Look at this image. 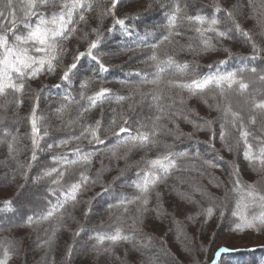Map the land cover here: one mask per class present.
Masks as SVG:
<instances>
[{
  "label": "snow or ice",
  "instance_id": "6c2138e0",
  "mask_svg": "<svg viewBox=\"0 0 264 264\" xmlns=\"http://www.w3.org/2000/svg\"><path fill=\"white\" fill-rule=\"evenodd\" d=\"M0 5V144H6L9 157L16 162L11 179L15 180L18 173L25 181L14 198L0 201V213L19 212L28 226L55 221L44 242L50 246L56 232L64 227L65 217L74 219L69 209L87 205L82 214L89 218L94 201L111 197L105 199L110 221L107 230L91 229L88 238L94 241L91 249L97 255L130 245L123 258L116 257L121 264H129L130 252L140 253L139 264H156V257L143 251L155 239L144 227L153 214L157 219L169 215L163 206L164 190L196 205L200 204L194 198L197 194L207 199L208 206L197 213L205 217V223L219 209L221 220L226 211L236 218L232 230H264V179L244 182L236 160L229 162L221 155L227 152L242 156L254 173L264 174V92L252 88L253 80L264 83V46L256 40L257 36L264 38V0L258 4L257 0H236L230 7H225L222 0H213L209 12L205 11L207 5L190 11L195 7L192 0H146L140 8H132L126 0H0ZM125 8L128 11L120 15ZM155 8L160 9L162 22L145 28L141 34L137 30L142 23L138 21ZM245 8L250 9L249 17L257 20L259 31L244 29L240 24ZM108 18L112 22L107 33L135 36L137 49L143 53L140 62L146 68L132 69L125 73L128 79L119 81L136 85L129 95L105 86L111 71L106 58L114 55L105 50L107 37L101 31L102 22ZM94 20H99L100 26L90 27ZM237 38L250 47L248 55L236 56L227 46V41ZM73 41L75 45L70 49ZM220 51L225 53L223 59L203 66L180 58L182 54L201 56ZM233 61H239V66ZM120 67L123 70L124 65ZM246 72L252 74V80ZM41 77H56L58 82L43 83ZM95 81L99 84L93 89ZM161 84L170 91L165 93ZM145 85L153 87L144 91ZM53 89L57 102L45 107V101L53 97ZM173 89L177 90L174 95ZM136 95L139 101L134 100ZM193 98L206 107L205 115L188 106ZM113 101L118 107L108 109L110 115L105 120L103 106ZM128 101L125 111L123 104ZM240 102L243 107L238 106ZM26 103L28 111L23 119L30 130L24 138L30 141V147L25 162L18 159L22 153L19 128L10 129L7 122L17 125L18 111ZM137 104L146 107L148 113L130 116L128 113L135 112ZM95 109L100 110V118L90 120ZM52 120L61 123L53 128ZM182 124L191 125L192 130L185 132ZM65 129L69 130L66 135H53ZM198 133L206 134V139L197 138ZM185 140L189 143L179 147V142ZM134 151L142 155L129 163ZM42 154L48 155L42 160ZM120 161H125L123 169L119 168ZM97 163L100 167L93 172ZM224 164L230 187L215 177L209 181L224 188L219 203L203 186L177 175L203 176L207 169ZM113 166L119 176L105 183L104 175ZM33 169L37 170L35 175H31ZM130 169L134 170V178L122 187L131 192H117L115 182ZM170 180L177 183L170 184ZM186 184L190 190L182 191L181 186ZM28 185L38 186L39 194ZM96 187L100 190L94 196L82 199ZM230 200L234 207H229ZM25 205L31 207L30 212L20 211ZM186 218L195 220L192 215ZM172 223L179 227L181 222L172 216ZM85 231L81 225L73 235L80 237ZM165 243L159 241L162 249ZM18 250L14 239H0V264H10ZM73 250V246L66 249V261H70ZM185 250L192 256L191 264H201L195 252L205 253L204 264H208L210 248L185 245ZM228 251L217 250L211 264H219V258ZM164 254L170 255L166 249Z\"/></svg>",
  "mask_w": 264,
  "mask_h": 264
},
{
  "label": "trees",
  "instance_id": "16d2710c",
  "mask_svg": "<svg viewBox=\"0 0 264 264\" xmlns=\"http://www.w3.org/2000/svg\"><path fill=\"white\" fill-rule=\"evenodd\" d=\"M236 0H222V3L225 7H230L231 4L235 3ZM107 3V0H105ZM132 8H140L145 3L146 0H136V3H132V0H126ZM192 3L195 5L190 11L195 12L200 5H207L205 8L206 12L211 10V5L213 0H192ZM259 0H257V4ZM2 7V5H0ZM128 11L127 8L123 9L120 15H123L124 12ZM250 9L245 8L244 14L239 17V22L244 29L250 31H259L256 27L257 20L249 17L248 12ZM259 18V16H258ZM163 20L160 9L155 8L152 12L142 17V27L138 29L141 34L145 28H152L153 25L160 24ZM111 19H105L102 22L101 31L105 33L107 40L104 44L106 51H111L114 53L112 58H106V63L110 66V73L107 75L108 83L106 87L112 88L118 94L129 95L130 88H135V84L122 85L119 83L121 80L128 79L125 75L126 72L132 69H145L146 65L140 62V57L142 56V51L137 49L136 46V37H126L115 32L113 34L107 33V28L111 24ZM100 26L99 20H94L90 27ZM87 31V29H85ZM161 29H157V32ZM257 43L264 46V38L256 37ZM227 46L232 50L233 54L236 56H246L250 53V47L244 44L240 38L237 40L227 41ZM75 45V41L69 44L70 49ZM136 49L135 51H124L127 49ZM81 50L83 48L81 47ZM117 50H122L117 52ZM71 52H69V56ZM132 58L131 60L129 58ZM225 53L213 52L204 54L201 56H192V55H181V59H187L189 61H194L200 65H206L218 59H223ZM233 64L239 66V61H233ZM121 65H124L123 70H121ZM150 70V69H149ZM206 70V69H205ZM245 76L252 80L251 73H245ZM179 78V77H177ZM43 83H56L58 79L56 77H41ZM99 84V81H95L92 85V88H96ZM36 87V84H33V88ZM151 85L142 86L144 91L152 88ZM161 89L165 93H168L170 90L166 85L161 84ZM252 88L260 89L264 92V83H261L257 80H253ZM177 90H171V93L174 95ZM56 90L53 89V97L51 101H45V107L49 103L55 105L57 98L55 96ZM186 95V94H185ZM134 100L139 101L140 96H134ZM131 101L124 102L123 108L126 111L128 103ZM237 100L233 101L234 106H237ZM188 106L196 109L202 116L207 113L206 107L197 99L193 98L188 101ZM238 106L243 107L242 102ZM118 107V105L113 101L111 104H105L103 106L105 110L104 119L107 120L108 109ZM28 104L26 103L18 111V124L11 125L10 129L18 126L19 132L18 135L22 138L19 143L22 153L19 155L18 159L21 161H27L29 153L26 151L30 147V141L26 138V134L30 130V126L27 124L26 120L23 118L27 115ZM99 109L93 110L90 114L89 119H98ZM138 113L147 114L148 109L146 107H141L137 104L136 111L128 113L130 116H134ZM215 115V113H213ZM59 120H52L53 128L60 125ZM181 127L185 132L192 130L191 125L182 124ZM68 129H65L63 132H54L53 135L58 137L64 136L68 133ZM107 134V133H106ZM197 138L200 140L206 139V134L198 133ZM168 142H171L169 139ZM188 141L179 142V147H184L187 145ZM219 147V145H217ZM48 154H42L41 159L43 160ZM142 155L141 152H132L129 156V163H133L138 160ZM221 155L225 157L226 161L236 160V163L240 167V175L244 182L252 183L258 180L264 179V174H256L248 166V163L244 161L242 156L235 157L228 154L227 152H222ZM108 163V161H105ZM100 165L97 163L93 168L95 172L96 168H99ZM125 167V161L119 162V168L123 169ZM16 169V162L8 155L6 144H0V201L5 198H14L16 190L19 185L24 184L25 181L18 173L16 174V179L12 180L11 177ZM227 164H224L221 168L217 169H207L205 174L201 176L199 173H178L177 175L185 176L190 178V183L198 184L203 186V188L210 194L211 197L217 198L216 203H219L220 199L224 196V188H217L214 186V183L209 181L212 177L227 187H230L228 184V174ZM36 169H33L31 175H35ZM132 169L125 172V175L120 177L119 180L115 182V189L117 192H131V189L122 187L126 180L134 178ZM230 171V169H228ZM8 177L5 180V177ZM119 176V171L115 166L112 169L105 173L104 181L105 183L111 182L113 177ZM170 184L177 183L175 180H170ZM28 188L31 191H36L39 194L38 186L28 185ZM99 187L93 189V191L86 193L82 199L88 200L95 195V192L99 191ZM182 191H189L188 185L181 186ZM165 194L163 196V206L166 212L169 215L163 216L159 219L155 215H151L146 222L144 231L154 237L152 244L143 251L148 254L156 257V264H191L192 256L188 251L185 250V245L189 248L197 249L199 246L203 245L205 248H210L211 251L207 253L208 264H211L212 258L215 252L221 248L229 249L228 252H225L219 258V264H264V230L256 231L245 229L244 231H235L234 228L235 217H232L230 213L226 211L225 218L221 220L219 216V209L215 210L214 216L205 223V217L203 215H197L200 212L202 207H207L209 201L207 199H202L199 194L194 198L200 201L199 205L187 203L180 200L175 193L168 192L164 190ZM105 199L111 200V197H106ZM105 199H98L93 202V212L90 213L89 218H85L83 209L87 205H80L75 209H69L71 217H65L64 227H61L55 234L51 245H47L44 242L48 240V237L51 235L52 227L55 225V221L44 222L40 225L28 226L19 212L13 213H0V239L9 237L18 242V253L13 256L10 264H121L120 260H117L116 257H124V252L126 248H130V245H121L114 248L112 253H101L97 255L92 251L91 245L94 242L88 238L89 230L98 229V230H107V225L110 222L108 213L105 211ZM229 207H234L232 201H229ZM179 209V210H178ZM31 207L25 205L20 211L30 212ZM114 212L116 210H113ZM192 215L195 217L194 221L188 220L186 217ZM172 216H175V219L180 223V226L172 223ZM11 218V219H10ZM83 225L85 232H82L80 237H74L73 233ZM103 225L104 229H100V226ZM48 230L47 232L45 230ZM171 229V231H170ZM182 229V232L180 231ZM94 235V233H92ZM179 236V239L177 238ZM187 237V238H185ZM165 241L164 249L167 250L170 255L164 254V249L161 248L159 241ZM255 241L258 243L256 247H247L241 248L240 244L251 243ZM147 243V241H144ZM40 245V246H38ZM69 246H73V254L70 261L65 260V252ZM195 255L201 261V264H204L205 253L195 252ZM141 259L140 253L130 252L128 256L129 264H139Z\"/></svg>",
  "mask_w": 264,
  "mask_h": 264
},
{
  "label": "rangeland",
  "instance_id": "374dc122",
  "mask_svg": "<svg viewBox=\"0 0 264 264\" xmlns=\"http://www.w3.org/2000/svg\"><path fill=\"white\" fill-rule=\"evenodd\" d=\"M258 246V243L255 241H252L251 243H246V244H240L241 248H247V247H256Z\"/></svg>",
  "mask_w": 264,
  "mask_h": 264
}]
</instances>
